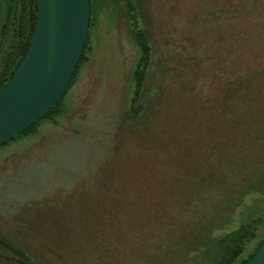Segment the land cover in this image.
I'll list each match as a JSON object with an SVG mask.
<instances>
[{"label": "trees", "instance_id": "trees-1", "mask_svg": "<svg viewBox=\"0 0 264 264\" xmlns=\"http://www.w3.org/2000/svg\"><path fill=\"white\" fill-rule=\"evenodd\" d=\"M143 1L126 0L138 57L132 94L114 123L113 137L121 134L129 148L124 154L122 142L114 138L122 162L115 174L119 211L111 206L103 222L72 225L39 243L18 230L12 236L0 229V264H134L131 258L135 264H214L215 259L216 264H243L264 242V65H256L264 22L256 33L232 31L233 45L217 72L227 74L226 84L211 97L214 114L198 113L183 133L168 134L165 91L149 81L153 48L142 24ZM37 11L38 0H0V89L30 45ZM89 41L88 35L60 99L16 135L61 113L63 97L90 60ZM176 100L168 98L169 109L178 107ZM199 105L193 112L204 108ZM203 124L210 125L209 131ZM150 226L153 235L147 232ZM248 245L253 249L240 258Z\"/></svg>", "mask_w": 264, "mask_h": 264}, {"label": "rangeland", "instance_id": "rangeland-1", "mask_svg": "<svg viewBox=\"0 0 264 264\" xmlns=\"http://www.w3.org/2000/svg\"><path fill=\"white\" fill-rule=\"evenodd\" d=\"M141 8L153 48L149 81L165 91L168 134L180 135L198 113L214 114L211 97L226 84L227 74L217 72L233 45L232 31H241L240 36L261 30L264 0H144ZM125 12L126 0L93 2L90 60L63 97L61 113L0 146L2 231L16 236L18 230L39 243L72 225L103 222L111 206L119 211L115 174L122 162L114 138L122 142L124 154L129 148L121 134L113 137L114 123L132 94L138 57ZM261 37L258 68L264 65V32ZM168 98H176L178 107L169 109ZM197 105L204 108L193 112ZM202 129L207 132L210 125ZM147 232L153 235L152 226ZM252 249L248 245L240 258Z\"/></svg>", "mask_w": 264, "mask_h": 264}, {"label": "water", "instance_id": "water-1", "mask_svg": "<svg viewBox=\"0 0 264 264\" xmlns=\"http://www.w3.org/2000/svg\"><path fill=\"white\" fill-rule=\"evenodd\" d=\"M90 19L91 0H38L30 45L0 89V143L60 99L83 53ZM243 264H264V242Z\"/></svg>", "mask_w": 264, "mask_h": 264}]
</instances>
